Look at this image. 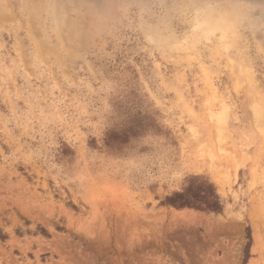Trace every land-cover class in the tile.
Returning <instances> with one entry per match:
<instances>
[{
  "label": "rangeland",
  "instance_id": "1",
  "mask_svg": "<svg viewBox=\"0 0 264 264\" xmlns=\"http://www.w3.org/2000/svg\"><path fill=\"white\" fill-rule=\"evenodd\" d=\"M0 264H264V0H0Z\"/></svg>",
  "mask_w": 264,
  "mask_h": 264
},
{
  "label": "trees",
  "instance_id": "2",
  "mask_svg": "<svg viewBox=\"0 0 264 264\" xmlns=\"http://www.w3.org/2000/svg\"><path fill=\"white\" fill-rule=\"evenodd\" d=\"M163 205L175 209L188 208L201 212L219 213L222 211V203L215 187L208 181L198 178H192L180 192L166 197Z\"/></svg>",
  "mask_w": 264,
  "mask_h": 264
}]
</instances>
